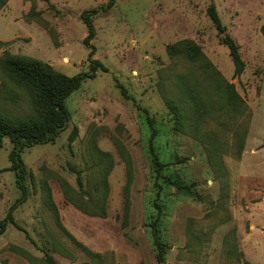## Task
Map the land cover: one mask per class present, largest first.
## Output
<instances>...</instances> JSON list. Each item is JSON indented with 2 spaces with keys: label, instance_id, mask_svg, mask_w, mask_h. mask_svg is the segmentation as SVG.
Returning a JSON list of instances; mask_svg holds the SVG:
<instances>
[{
  "label": "rangeland",
  "instance_id": "374dc122",
  "mask_svg": "<svg viewBox=\"0 0 264 264\" xmlns=\"http://www.w3.org/2000/svg\"><path fill=\"white\" fill-rule=\"evenodd\" d=\"M109 1L5 0L0 6V57L5 52L36 57L69 76L91 72L94 59L105 67L98 66L95 76L87 77L67 99L69 120L54 142L34 144L21 152L28 196L13 211L15 224H8L0 235V264H48L45 253L56 264H90L85 252L57 226L45 203L46 191L65 230L114 264H242V259L264 264V35L260 30L264 0H115L107 6ZM211 3L239 45L245 63L239 75L234 74L228 49L207 14ZM90 9L98 12L92 17L95 35L87 46L83 43L87 27L80 14ZM185 38L198 44L234 84L245 105L232 118L216 104L201 127L223 145L228 173L223 196L221 181L206 158L205 141L194 132L171 129L173 117L163 98L176 96L177 74L199 81L211 92L199 69L166 52L167 44ZM7 107L17 110L12 104ZM142 108L159 129L154 144L166 163L163 174L190 185L202 200L157 178ZM237 129L244 137L239 157L232 151ZM118 144L132 163L126 217V170ZM10 149V140L4 138L0 219L21 195L15 173L8 169ZM156 198L161 213L154 205ZM102 204L103 216L84 211L99 210ZM156 216L166 243L162 263L156 261L148 225ZM188 219L194 221V232L203 234L201 243L192 240L188 246ZM233 242L240 258L224 252Z\"/></svg>",
  "mask_w": 264,
  "mask_h": 264
},
{
  "label": "trees",
  "instance_id": "16d2710c",
  "mask_svg": "<svg viewBox=\"0 0 264 264\" xmlns=\"http://www.w3.org/2000/svg\"><path fill=\"white\" fill-rule=\"evenodd\" d=\"M5 0H0V6ZM115 0H110L107 6H111ZM98 10L90 9L81 12L80 17L87 27V35L83 43L90 46V40L95 35L92 17ZM207 14L217 30L220 41L223 43L229 52L230 59L233 64L235 75L242 73L245 63L239 52V45L234 38L226 32L225 26L221 23L218 12L214 4H209ZM261 33L264 35V24L260 27ZM166 52L173 58H182L185 62L199 69L204 78L208 79L211 92L201 88L199 81H191L185 78L183 74H177L175 86L178 89L176 96L164 94V102L172 115L173 130L181 133L194 132L197 139L204 140L205 153L207 161L214 173V176L221 181L222 196L223 191L227 188V169L222 160L221 150L223 145L220 144L217 137L207 131H202L201 127L206 123L205 116H210L214 111L216 104L224 110L225 113L234 118L244 109V101L236 91L234 84L225 79L221 73L215 68L210 60L202 52L198 44L191 39H181L166 45ZM91 64V72H80L76 75H66L56 70L51 64L39 58L12 54L5 52L0 57V146L4 138H8L11 142V149L8 153L10 162L9 168L15 173V183L21 191L20 197L10 206L4 218L0 219V235L6 230L8 224H15L13 211L27 199L28 190L26 185L27 167L22 161L21 152L24 148L30 147L38 143L54 142L59 133L65 128L69 120V111L66 106L67 99L72 93L77 91L82 82L87 77H94L98 66L105 69L103 65L94 59ZM122 94L128 97L126 90L122 88ZM24 103L26 107H24ZM8 104L15 105L17 110L10 111ZM144 111V119L150 129V137L148 140V150L152 158V166L158 179H162L167 184L173 185L181 193L202 200L199 193L194 191L190 185L178 182L172 179L170 175H164L166 167L157 153V148L154 144L155 138L159 135V129L156 126V121L149 116L146 108ZM235 138L232 144L233 154L240 156L244 144L243 131L237 129L234 132ZM75 131L72 132L69 139L73 140ZM119 152L124 160L126 170V182L123 186L124 198V216L129 212L130 197L129 190L133 179L131 159L122 144L117 145ZM79 181V179H78ZM105 181V178H104ZM161 185V183H159ZM104 189H107V184H104ZM159 193V192H158ZM157 193V198L159 194ZM157 198L154 205L158 212L162 209L157 203ZM45 203L53 213L54 220L57 226L63 230L70 240L78 245L82 251L90 258V264H114L113 261H108L105 254L95 252L87 246L77 241L63 227L58 209L53 202L49 191H46ZM89 214L104 215V206L101 205L99 210H84ZM160 218L156 216L149 221V229L155 250V258L159 263L164 262L166 254V243L160 234ZM194 221L187 220V237L191 241L196 240L201 243L203 234L194 232L192 226ZM226 242H229L226 239ZM224 252L227 257L232 259L240 258L242 253L238 251L236 243L226 244ZM21 252L27 257H31L24 250ZM45 259L48 264H56L53 257L45 253ZM242 264H254L251 261L242 259ZM2 264H7L3 262Z\"/></svg>",
  "mask_w": 264,
  "mask_h": 264
}]
</instances>
